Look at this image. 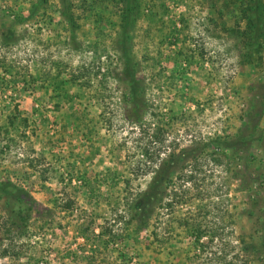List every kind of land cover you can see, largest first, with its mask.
I'll return each instance as SVG.
<instances>
[{"label":"rangeland","instance_id":"1","mask_svg":"<svg viewBox=\"0 0 264 264\" xmlns=\"http://www.w3.org/2000/svg\"><path fill=\"white\" fill-rule=\"evenodd\" d=\"M246 4L66 0L68 21L62 0H0V180L35 199L0 191V264H264V23L247 40ZM182 147L141 222L128 203Z\"/></svg>","mask_w":264,"mask_h":264},{"label":"trees","instance_id":"2","mask_svg":"<svg viewBox=\"0 0 264 264\" xmlns=\"http://www.w3.org/2000/svg\"><path fill=\"white\" fill-rule=\"evenodd\" d=\"M246 6L242 9L246 18V28L243 29L244 36L247 37V40H251V38L256 37V39H259L263 36L261 33V30H258L260 24L264 23V16L263 12L260 9L259 6V0H257V3H254V0H245ZM63 2V9L62 12L64 16L67 18L68 21H71L72 18L70 17V14L66 8V0H62ZM129 2V1H128ZM129 6V4L127 5ZM258 12V15L252 17L250 15V12L256 11ZM127 11H129V7H127ZM124 25L126 26V23H128L127 15H125ZM249 40V41H250ZM122 59H123V66L121 71V76L126 81V90L124 91V96L126 100L133 103V105H136L138 107V100H139V94L140 91L137 89L138 86V77L134 74L133 67L130 62V56L128 54L127 49L125 46H122ZM245 126L247 125V122L245 121L243 123ZM187 151V147H182L179 151L176 153H171L168 157L167 163L168 168L166 174L163 173L161 176L153 175L152 178L149 180V182L146 184V187L141 189L134 197L131 198L130 202L128 203V207L130 208L132 215L137 216L141 219V222H145L148 217H150L151 212L153 210V206L155 203H161L162 200V193L163 189H161V184L165 185V180H170V174L172 171L171 169V158L181 151ZM215 158V157H214ZM164 183V184H163ZM12 182L9 180H0V191L3 195H6V197L9 199H18L22 202H24L28 209H32L35 204V199L30 197L27 192L23 191L22 189H18V187L15 188H9V185H11ZM165 189V188H164ZM7 200V199H6ZM6 201V203H9V201ZM16 202H12L10 204L11 210L16 213L19 217V219L24 220L26 215L23 213L24 207L22 206H14ZM168 204L170 202H167ZM69 204V203H67ZM68 206V205H67Z\"/></svg>","mask_w":264,"mask_h":264}]
</instances>
